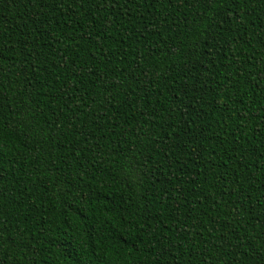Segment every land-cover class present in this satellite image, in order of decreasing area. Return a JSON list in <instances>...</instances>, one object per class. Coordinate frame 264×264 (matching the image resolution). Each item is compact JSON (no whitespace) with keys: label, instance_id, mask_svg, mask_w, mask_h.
Here are the masks:
<instances>
[{"label":"trees","instance_id":"trees-1","mask_svg":"<svg viewBox=\"0 0 264 264\" xmlns=\"http://www.w3.org/2000/svg\"><path fill=\"white\" fill-rule=\"evenodd\" d=\"M0 264H264V0H0Z\"/></svg>","mask_w":264,"mask_h":264}]
</instances>
